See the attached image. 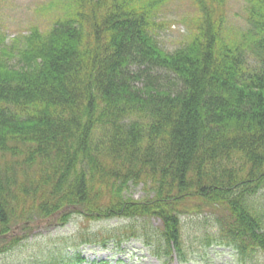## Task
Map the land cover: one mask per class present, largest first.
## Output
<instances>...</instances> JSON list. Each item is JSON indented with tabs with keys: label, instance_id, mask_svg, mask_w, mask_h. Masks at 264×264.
Returning <instances> with one entry per match:
<instances>
[{
	"label": "trees",
	"instance_id": "trees-1",
	"mask_svg": "<svg viewBox=\"0 0 264 264\" xmlns=\"http://www.w3.org/2000/svg\"><path fill=\"white\" fill-rule=\"evenodd\" d=\"M72 1L76 12L9 51L16 65L0 58V261L79 264L81 245L135 240L159 264L186 262L195 234L264 264V0H249L235 44L221 35L226 0H193L195 33L172 52L154 30L161 0ZM129 183L150 196L125 197ZM72 214L129 221L9 261L36 220Z\"/></svg>",
	"mask_w": 264,
	"mask_h": 264
},
{
	"label": "rangeland",
	"instance_id": "rangeland-1",
	"mask_svg": "<svg viewBox=\"0 0 264 264\" xmlns=\"http://www.w3.org/2000/svg\"><path fill=\"white\" fill-rule=\"evenodd\" d=\"M248 3L249 0L225 1L226 14L221 35L227 43L235 44L241 40L242 33L247 28L246 7ZM156 11V15H159L156 18L159 26L154 30L158 44L163 50L172 52L190 39L193 31L195 33L194 29L197 27L195 24L199 14L193 0H161ZM73 12H76V8L72 0H0V58L7 61V64L16 65L15 59L8 54L10 50L22 52L30 47V36L34 32L44 36L57 20L69 17ZM158 82L163 83V81ZM144 187L141 184L129 183L128 188L123 192L124 196L133 200L148 198L150 192H146ZM70 218L72 220L64 226L54 222L49 224L36 220L38 224H35L27 235L15 226L18 229L16 230L17 235L22 237L26 235V238L20 246L9 252L11 254L9 261L11 257L15 259L14 261L28 259L30 256L42 257V254L44 255L46 250L52 246L50 238L55 241L54 237L68 236L80 227L101 230L117 227L129 221L122 218L87 220L79 214H72ZM149 223L152 227H158L160 224L156 218L150 219ZM186 226H190L188 221ZM202 227L203 224L198 225V228ZM15 233L12 231V234ZM200 240L201 236L198 237L195 234L186 236L191 251L190 260L180 262L176 256L172 255L168 264H238L230 249L217 246L204 248ZM79 252L84 258V261L79 264H90L91 260L105 261L104 264L160 263L139 241L135 240L123 243L119 249H112L111 245H108L107 249L88 244L81 245ZM0 264L3 262L0 261Z\"/></svg>",
	"mask_w": 264,
	"mask_h": 264
},
{
	"label": "water",
	"instance_id": "water-1",
	"mask_svg": "<svg viewBox=\"0 0 264 264\" xmlns=\"http://www.w3.org/2000/svg\"><path fill=\"white\" fill-rule=\"evenodd\" d=\"M67 209V207L66 208H64V209H62L61 211H58L57 213H54L53 215H52V217H55L57 214H59L60 212H62V211H64V210H66Z\"/></svg>",
	"mask_w": 264,
	"mask_h": 264
}]
</instances>
